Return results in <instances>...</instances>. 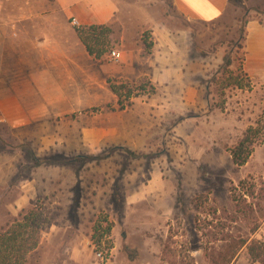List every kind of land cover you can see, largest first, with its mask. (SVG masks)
<instances>
[{"label":"rangeland","instance_id":"obj_1","mask_svg":"<svg viewBox=\"0 0 264 264\" xmlns=\"http://www.w3.org/2000/svg\"><path fill=\"white\" fill-rule=\"evenodd\" d=\"M114 1L96 59L56 0H0L5 31L68 50L52 56L44 116L0 118V233L36 208L26 264H81L75 252L93 264L98 252L104 264H260L246 246L264 241V140L242 166L230 150L250 126L264 135V88L241 67L264 0H229L211 23L187 21L172 0ZM23 91L39 106L33 86L14 99Z\"/></svg>","mask_w":264,"mask_h":264},{"label":"crops","instance_id":"obj_2","mask_svg":"<svg viewBox=\"0 0 264 264\" xmlns=\"http://www.w3.org/2000/svg\"><path fill=\"white\" fill-rule=\"evenodd\" d=\"M56 1L64 13L79 25L84 26L109 23L117 11L114 0ZM228 3L229 0H172L174 9L187 21L194 23L216 21L223 15ZM30 18L43 24L51 21L48 15H34ZM34 39L30 37V42L26 45L23 33L13 36L2 26L0 27V118L12 125H18L29 118L44 116L42 112L47 109L45 102L51 101V95H48L50 91H47L51 81V74L48 72L60 67V64H55L56 67L53 68L52 56H59L60 62L67 59L66 48L51 47L50 42L37 43ZM79 51L82 55L83 50ZM242 52L243 73L249 78L253 88H264V23L253 19L245 24ZM71 64L72 69L81 67L77 62H71ZM26 85L33 86V92L38 96L34 100L39 106L31 110L26 98L29 92H19L18 95L23 97L19 98L20 100L14 99L13 91ZM54 96L56 99V94ZM71 255L72 259L74 257L81 264H93L81 252L71 253ZM133 262L135 261L130 260L128 263L133 264Z\"/></svg>","mask_w":264,"mask_h":264},{"label":"trees","instance_id":"obj_3","mask_svg":"<svg viewBox=\"0 0 264 264\" xmlns=\"http://www.w3.org/2000/svg\"><path fill=\"white\" fill-rule=\"evenodd\" d=\"M75 31L87 54L96 59L100 58L104 53L103 47L106 44L105 37L109 34V28L104 25H88L76 28ZM229 63L227 61V64ZM110 88L119 98L116 86L110 85ZM118 104L120 109H123L124 106L120 99ZM262 140H264L263 134L260 137V133L253 126L247 128L237 145L230 150L233 164L244 165L251 156L254 146ZM42 227L39 211L32 208L21 219L3 230L0 233V264H26L28 257L38 246ZM109 232L110 225L105 230V233ZM246 252L252 262L264 264V241L252 240L246 246Z\"/></svg>","mask_w":264,"mask_h":264},{"label":"built area","instance_id":"obj_4","mask_svg":"<svg viewBox=\"0 0 264 264\" xmlns=\"http://www.w3.org/2000/svg\"><path fill=\"white\" fill-rule=\"evenodd\" d=\"M73 22V24H78L75 20H72ZM110 57L114 60V61H118L120 58H121V53L119 52V51H117V50H113L112 52H111V54H110ZM96 257L99 259V261L101 262V264H104V262H105V258H104V256H103V254H102V252H98L97 254H96Z\"/></svg>","mask_w":264,"mask_h":264}]
</instances>
